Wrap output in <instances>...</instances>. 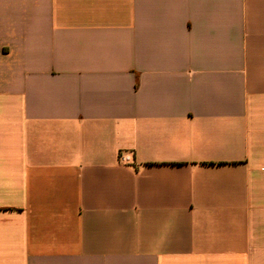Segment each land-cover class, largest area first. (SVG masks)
<instances>
[{
	"label": "crops",
	"instance_id": "obj_1",
	"mask_svg": "<svg viewBox=\"0 0 264 264\" xmlns=\"http://www.w3.org/2000/svg\"><path fill=\"white\" fill-rule=\"evenodd\" d=\"M0 264H264V0H0Z\"/></svg>",
	"mask_w": 264,
	"mask_h": 264
},
{
	"label": "built area",
	"instance_id": "obj_2",
	"mask_svg": "<svg viewBox=\"0 0 264 264\" xmlns=\"http://www.w3.org/2000/svg\"><path fill=\"white\" fill-rule=\"evenodd\" d=\"M129 160V158H122V161H124V162H127Z\"/></svg>",
	"mask_w": 264,
	"mask_h": 264
}]
</instances>
